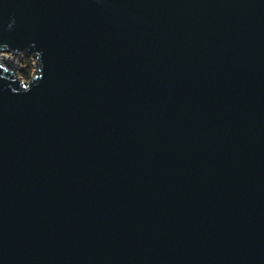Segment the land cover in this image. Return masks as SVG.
<instances>
[{
	"label": "water",
	"instance_id": "water-1",
	"mask_svg": "<svg viewBox=\"0 0 264 264\" xmlns=\"http://www.w3.org/2000/svg\"><path fill=\"white\" fill-rule=\"evenodd\" d=\"M0 52V264H264V0H0Z\"/></svg>",
	"mask_w": 264,
	"mask_h": 264
},
{
	"label": "rangeland",
	"instance_id": "rangeland-1",
	"mask_svg": "<svg viewBox=\"0 0 264 264\" xmlns=\"http://www.w3.org/2000/svg\"><path fill=\"white\" fill-rule=\"evenodd\" d=\"M33 58V57H32ZM34 59V58H33ZM4 62L10 64V70H12L16 75L17 78H19L20 80L25 81L24 79H22L20 76H18L17 74H19L18 70H19V65L21 63L20 59L18 58L17 55L15 54H10V53H5V52H0V64H3ZM32 63V70L30 72V76L32 77L35 74L36 71V67H35V60L30 61ZM29 80V79H28ZM26 80V81H28Z\"/></svg>",
	"mask_w": 264,
	"mask_h": 264
},
{
	"label": "trees",
	"instance_id": "trees-1",
	"mask_svg": "<svg viewBox=\"0 0 264 264\" xmlns=\"http://www.w3.org/2000/svg\"><path fill=\"white\" fill-rule=\"evenodd\" d=\"M15 55L18 56V58L20 59L21 63L19 65V74H17L18 76H20L22 79H30V72H31V68H32V63L30 61H33L34 59L32 58V55L29 53H14ZM10 65V64H9ZM11 66V65H10Z\"/></svg>",
	"mask_w": 264,
	"mask_h": 264
},
{
	"label": "clouds",
	"instance_id": "clouds-1",
	"mask_svg": "<svg viewBox=\"0 0 264 264\" xmlns=\"http://www.w3.org/2000/svg\"><path fill=\"white\" fill-rule=\"evenodd\" d=\"M9 27H11V25H9Z\"/></svg>",
	"mask_w": 264,
	"mask_h": 264
}]
</instances>
